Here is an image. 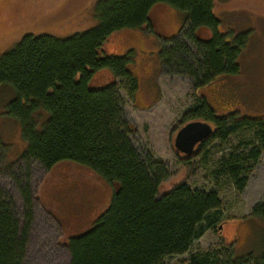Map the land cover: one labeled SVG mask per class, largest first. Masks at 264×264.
Here are the masks:
<instances>
[{
	"label": "trees",
	"instance_id": "trees-1",
	"mask_svg": "<svg viewBox=\"0 0 264 264\" xmlns=\"http://www.w3.org/2000/svg\"><path fill=\"white\" fill-rule=\"evenodd\" d=\"M214 4L215 0H97L92 6L94 25L60 38L25 34L1 54L0 86L9 84L16 91L6 113L20 123L25 142L21 160H36L46 170L70 163L92 174L90 188L84 187L85 180L66 174L56 192L62 190L56 199L70 215L67 222L77 226L74 214L83 221L64 242L71 264H163L166 258L189 252L193 242L218 221L217 192L199 191L185 183L161 191L169 178L166 165L132 144L129 134L135 126L125 118L115 88L117 79L123 78L126 91L134 97L138 79L130 52L110 55L105 46L122 31L151 27V11L160 5L184 12L186 23L180 39L174 34L165 39L169 45L160 44L159 66L165 74L193 80L195 103L186 121L203 120L213 126L196 154L210 139L225 141L232 134L253 133L241 142L247 150L222 156L217 167L219 175L244 190L247 167L264 151V115L219 113L213 107L214 82L240 71L238 58L245 42V33L228 39ZM103 72L112 80L95 86V78ZM190 158L180 159L187 163ZM24 188L22 225L0 188V264H21L24 257L33 215L30 187ZM87 194L90 200L82 198ZM251 216L264 223V199L253 207ZM219 254H191L186 264H264V246L256 256H238L231 250L221 260Z\"/></svg>",
	"mask_w": 264,
	"mask_h": 264
},
{
	"label": "rangeland",
	"instance_id": "rangeland-1",
	"mask_svg": "<svg viewBox=\"0 0 264 264\" xmlns=\"http://www.w3.org/2000/svg\"><path fill=\"white\" fill-rule=\"evenodd\" d=\"M95 1L0 0V56L25 34L47 33L60 38L94 25L96 18L92 6ZM214 6L220 28L228 39L245 33V42L238 58L240 71L222 75L214 82L213 107L219 113L234 111L240 115L262 116L264 0H215ZM157 13H164L168 22V28L163 30L166 36L149 34L146 29L152 28L143 26V31L140 27L113 35L106 45L114 52L128 48L126 52L132 56V70L142 83L140 102L143 107L147 106L143 109L136 108L134 97L126 91L123 78L117 79L115 85L125 118L135 126L129 138L140 153L150 152L166 165L169 178L161 191L174 184L185 183L199 191L213 190L221 201L218 221L193 242L189 252L166 258L163 264H186L191 254L208 251H218L220 259L231 250L238 256L259 255L264 246V223L251 214L253 207L264 199V151L255 163L247 167L248 180L243 191H239L229 177L219 175L217 167L222 156L247 150L249 147L241 142L250 140L252 132L232 134L225 141L210 139L187 163L176 155L171 143L178 129L187 122L186 113L195 103L193 80L186 75L163 73L158 51L160 44L169 45L165 39L172 35L181 38L186 16L184 12L160 5L152 9V21H155ZM147 35L152 36L151 39ZM190 50L195 54L194 49ZM187 58L193 62L190 55ZM157 89L158 100L152 104L147 100L148 92ZM15 95L11 85L0 86V188L7 195L5 199L11 200L16 219L22 225L24 203L21 193L26 185L30 187L33 215L21 264H71V254L64 242L70 233L80 229L83 221L74 214L78 227L67 222L70 215L68 217L56 199L62 190L56 192L63 186L60 180L64 175L75 177L77 181L85 180L82 183L88 189L93 182L89 177L92 174L70 163H60L46 170L36 160H21L25 142L20 135V123L6 113V106ZM89 195L82 198L90 200ZM227 219L230 220L223 224L222 229L216 230L215 227ZM225 245L230 246L225 249Z\"/></svg>",
	"mask_w": 264,
	"mask_h": 264
},
{
	"label": "water",
	"instance_id": "water-1",
	"mask_svg": "<svg viewBox=\"0 0 264 264\" xmlns=\"http://www.w3.org/2000/svg\"><path fill=\"white\" fill-rule=\"evenodd\" d=\"M106 82L111 80V76L104 74ZM213 132V126L203 120H190L182 125L175 134L174 147L180 153H183L187 157H192L197 152L198 145L208 138ZM221 223L217 229H222Z\"/></svg>",
	"mask_w": 264,
	"mask_h": 264
},
{
	"label": "flooded vegetation",
	"instance_id": "flooded-vegetation-1",
	"mask_svg": "<svg viewBox=\"0 0 264 264\" xmlns=\"http://www.w3.org/2000/svg\"><path fill=\"white\" fill-rule=\"evenodd\" d=\"M165 15H164V13H157L156 14V19H155V21H152V16H151V14H150V17H149V22H150V24H151V28H152V30H150V29H146V30H149V34H152V33H154L155 35H160V36H162V37H164V36H166V32H164L163 30H166L167 28H168V22L165 20V17H164ZM152 17V18H151ZM162 28V29H161ZM143 29V27H141V31H143L142 30ZM140 31V32H141ZM148 36V38H150L151 39V37L152 36H150V35H147ZM106 47V46H105ZM112 47H110L109 49H107L106 48V51H107V53L108 54H110V55H117L119 52H120V50H118L117 52H114V51H112ZM127 49L128 48H126V50H124V51H121V52H125V51H127ZM137 79H138V90L136 91V94L134 95V102L136 103V108L137 109H143V108H146V107H143L144 105L142 104V102H140V98H141V92H139V89H141V86H142V83H141V79H140V77L139 76H137ZM95 86H98V87H100V86H104V84H105V78L103 77V73H100L96 78H95V80H94V83H93ZM157 87V86H156ZM154 93L153 95H151V93ZM157 93V94H156ZM147 100H150V102H152V104L153 103H155V102H157V100H158V89H157V91H149L148 92V96H147ZM135 103H134V105H135ZM173 142V141H172ZM172 145H173V143H171ZM199 146V145H198ZM173 148H174V145H173ZM175 149V148H174ZM175 152H176V155L177 156H180V158H186L187 156L186 155H184L183 153H180L179 151H177L176 149H175Z\"/></svg>",
	"mask_w": 264,
	"mask_h": 264
},
{
	"label": "crops",
	"instance_id": "crops-1",
	"mask_svg": "<svg viewBox=\"0 0 264 264\" xmlns=\"http://www.w3.org/2000/svg\"><path fill=\"white\" fill-rule=\"evenodd\" d=\"M24 149H25V147H24ZM23 154V153H22Z\"/></svg>",
	"mask_w": 264,
	"mask_h": 264
}]
</instances>
